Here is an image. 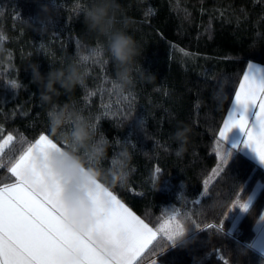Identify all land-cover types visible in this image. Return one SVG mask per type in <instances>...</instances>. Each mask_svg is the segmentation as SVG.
Instances as JSON below:
<instances>
[{"label": "trees", "instance_id": "1", "mask_svg": "<svg viewBox=\"0 0 264 264\" xmlns=\"http://www.w3.org/2000/svg\"><path fill=\"white\" fill-rule=\"evenodd\" d=\"M89 0H0V135L14 136L0 163V186L14 180L9 160L50 132L40 89L30 66L42 75L101 49L86 29ZM129 32L142 47L132 86L114 92L115 66L101 54L87 64L83 86L54 97L87 116L98 135L131 154L127 183L110 189L153 227L176 214L187 229L185 243L157 241L138 262L162 264H264L251 242L264 219V167L218 133L249 62L264 64V0H118ZM41 5L52 22L40 29ZM59 88V86L57 85ZM191 129L184 153L174 154L177 124ZM66 146V145H65ZM231 152L219 164L217 152ZM109 160L103 165L109 166ZM160 171L157 172L156 169ZM249 198L251 200L249 201ZM250 203L249 212L239 204ZM239 208V209H238ZM235 212V213H234ZM213 227L209 228L208 226ZM223 226V227H222ZM154 249V250H153Z\"/></svg>", "mask_w": 264, "mask_h": 264}, {"label": "clouds", "instance_id": "2", "mask_svg": "<svg viewBox=\"0 0 264 264\" xmlns=\"http://www.w3.org/2000/svg\"><path fill=\"white\" fill-rule=\"evenodd\" d=\"M43 13L40 29L45 23L52 22V15L47 5H41ZM83 22L86 29L95 33L101 40V49H90L87 54L77 53L76 58L61 67H53L42 75L39 66H30L33 82L40 89V100L49 105L46 109L48 127L54 134L57 149H49L45 153L36 150L32 154V164L37 172L42 173L38 187L56 196L58 188L64 185L62 194L56 196L59 206L64 211L65 225L75 232L91 239L101 252H110L112 244L108 237L96 230L100 219V209L111 207V200L105 194L116 185L123 186L128 180V169L131 154L123 144L119 151L108 157L111 142L107 136L97 133V128L90 119L73 105L60 104L54 97L63 93H71L78 86H83L87 75V64L101 54L115 66L114 92L123 95L132 86V73L142 69L138 57L142 55V47L129 32L130 24L123 18L118 0H89L83 10ZM5 49L0 46V55ZM59 86V88L57 87ZM191 129L182 122L177 124L172 139L177 143L174 154L181 156L189 142ZM66 145V146H65ZM109 160V166L103 162ZM47 163V168L45 167ZM29 181L38 178L29 172ZM187 229L177 236V243H185Z\"/></svg>", "mask_w": 264, "mask_h": 264}, {"label": "snow or ice", "instance_id": "3", "mask_svg": "<svg viewBox=\"0 0 264 264\" xmlns=\"http://www.w3.org/2000/svg\"><path fill=\"white\" fill-rule=\"evenodd\" d=\"M233 129L240 130L244 145L264 164V66L248 63L219 129L218 144L225 145L224 141ZM13 141L11 133L6 137L0 135V159ZM49 149H57V145L47 135L41 134L34 143H28L18 157L9 160L7 172L14 181L0 186V264H59L58 256L73 245L84 254L82 264H134L149 245L157 241L158 233L160 240L175 246L177 236L184 230L180 225L170 227L162 224L154 231L107 190L105 194L111 200V207L100 209L96 230L108 237L112 250L101 252L90 237H76L69 232L56 196L40 190L39 179H26L29 172L39 177L32 164L33 152L45 153ZM217 155L225 165L232 153L225 149L223 154L218 151ZM4 167L0 163V169ZM238 207L242 212H249L250 203L239 204Z\"/></svg>", "mask_w": 264, "mask_h": 264}, {"label": "crops", "instance_id": "4", "mask_svg": "<svg viewBox=\"0 0 264 264\" xmlns=\"http://www.w3.org/2000/svg\"><path fill=\"white\" fill-rule=\"evenodd\" d=\"M253 62V61H251ZM253 63H256V64H259L261 66H264V64H260V63H257V62H253ZM247 69V67H246ZM246 71V70H245ZM243 78V77H242ZM242 80V79H241ZM239 87V86H238ZM230 108V107H229ZM228 113V112H227ZM227 115V114H226ZM226 118V117H225ZM222 127V126H221ZM45 134V133H43ZM47 135V134H45ZM50 139H52L49 135H47ZM53 142H56L54 139H52ZM243 140H244V137H243V134L240 132L239 129H233L231 132L228 133L227 135V138L226 140L224 141L226 144L230 145L231 147H233V145H235V147L233 148H236V149H239L241 152H243L244 154H246L247 156L251 157L257 164H259L260 166L264 167V164H261L259 162V160L257 159L256 155L254 154V152L246 147L243 143ZM35 142V141H34ZM33 142V143H34ZM47 163H45V167L47 168ZM42 177V173H39V178ZM14 180L10 181V182H13ZM10 182H7V183H10ZM2 186V185H1ZM64 190V185H61L59 188H58V191L56 193V196L58 197L60 194H62ZM111 192H113L114 195L117 196L118 199L121 200L122 203L125 204L126 207H128L134 214H136L137 216H139L141 219L144 220L145 223H147L149 225V227H152L154 231H157L158 229H156L155 227H153L148 221H146L142 216H140L133 208H131L126 202H124L114 191H112L111 189H109ZM57 201V199H56ZM57 205L60 209V211L62 212L63 216H64V211L63 209L59 206L58 202H57ZM239 209V208H238ZM235 213V212H234ZM66 228L68 229L69 232L73 233L76 237H85L84 235H81L80 233L78 232H75L73 231L72 229L68 228L66 226ZM87 237H90L91 238V233H88L86 234ZM158 236H159V233H158ZM251 245L257 249L258 251L262 252L264 254V219L263 221L259 224V226L257 227V232H256V235L254 237V239L252 240L251 242ZM151 245H149L150 247ZM147 250V249H146ZM145 250V251H146ZM144 251V252H145ZM143 253L141 254L140 257H142ZM140 257L137 258V260L134 262V264H158L160 261L156 258V257H153V258H150V259H147L145 261H141V262H138V260L140 259ZM58 262L59 264H82V261L84 259V254L82 251L78 250V247L76 245H73V247L61 254L60 256H58ZM160 264V263H159ZM162 264V263H161Z\"/></svg>", "mask_w": 264, "mask_h": 264}, {"label": "rangeland", "instance_id": "5", "mask_svg": "<svg viewBox=\"0 0 264 264\" xmlns=\"http://www.w3.org/2000/svg\"><path fill=\"white\" fill-rule=\"evenodd\" d=\"M8 135V134H7ZM6 135V136H7ZM4 136V137H6ZM222 168L221 160L219 161V164L214 168V170L211 172V174L208 176L206 182L210 181L213 179V177L216 175V173ZM162 224H169L170 227H174L177 224L180 225L183 229V223L180 217L178 218L176 214H170ZM157 229V228H156ZM161 264V262H159ZM158 263V264H159Z\"/></svg>", "mask_w": 264, "mask_h": 264}]
</instances>
